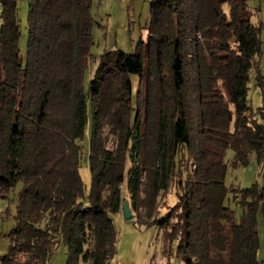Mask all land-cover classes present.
<instances>
[{"label":"trees","instance_id":"1","mask_svg":"<svg viewBox=\"0 0 264 264\" xmlns=\"http://www.w3.org/2000/svg\"><path fill=\"white\" fill-rule=\"evenodd\" d=\"M92 2L28 0L22 53L17 0H0V196L22 182L0 264H46L61 242L65 264H110L124 201L163 230L165 264H260L264 170L239 188L237 216L225 152L233 166L264 159V104L253 110L248 97L253 72L264 87L262 21L248 0H149L146 39L104 50L85 85ZM172 185L176 201L158 216Z\"/></svg>","mask_w":264,"mask_h":264},{"label":"rangeland","instance_id":"2","mask_svg":"<svg viewBox=\"0 0 264 264\" xmlns=\"http://www.w3.org/2000/svg\"><path fill=\"white\" fill-rule=\"evenodd\" d=\"M248 5L252 10L253 20L262 21L264 25V0H248ZM17 11L21 25L19 47L21 52L24 53L27 43L28 0H17ZM149 15V0H93V44L90 49L91 59L85 72V85H87L97 64L98 56L104 50L121 48L125 51H132L139 39H146ZM262 38L264 40V30ZM131 78L135 89L138 77L136 74H132ZM248 84L249 104L255 110L261 105L260 99H262L264 91L255 85L254 74L251 75ZM89 122L85 128V137L83 140L78 141L82 148L79 172L86 190H89L91 182V173L87 159L90 134ZM112 139L113 136L108 134L109 143ZM233 156V149L228 148L225 152L227 163L225 184L228 187L226 203L239 216L242 213V207L239 202L238 190L239 188L248 187L253 183L260 184L262 182L264 159L258 160L256 153L252 152L249 155L247 164L233 166ZM21 188L22 182L18 181L7 197L0 196V255L4 254L10 246L8 232L14 224L18 192ZM123 190L127 196L126 182L123 183ZM176 198L174 185L162 192L159 200L158 216H161L168 209L169 205H173ZM113 218L117 231V249L119 254H122V261L125 264H165L167 257L163 252L162 229L156 225L148 227L140 225L133 215L129 219L126 218L122 209L113 214ZM224 225L227 227L229 225L228 221H224ZM86 246H90V242ZM171 247L174 248V242ZM66 251V245L62 242L59 243L46 261V264H65ZM257 256L261 261L260 264H264V233L261 221H259V247ZM171 261L174 264H180L177 257H172ZM80 264H88V262H81Z\"/></svg>","mask_w":264,"mask_h":264},{"label":"crops","instance_id":"3","mask_svg":"<svg viewBox=\"0 0 264 264\" xmlns=\"http://www.w3.org/2000/svg\"><path fill=\"white\" fill-rule=\"evenodd\" d=\"M251 19L253 22L257 23L258 21L257 20H253V17L251 16ZM263 49H264V40H263ZM259 70L261 72V75L263 76V81H264V53L262 54V56L260 57V62H259ZM253 74L255 75V72H253ZM255 85L258 86L256 84V81H255ZM259 87V86H258ZM261 88V87H260ZM263 91H264V87L261 88ZM260 104L263 105L264 104V94L262 96V99H260ZM262 102V103H261ZM259 105V106H261ZM66 257V256H65ZM122 254H119L118 252V249H117V253L116 255L114 256V258L112 259L111 263L110 264H118V263H124V261H122ZM125 264V263H124Z\"/></svg>","mask_w":264,"mask_h":264},{"label":"water","instance_id":"4","mask_svg":"<svg viewBox=\"0 0 264 264\" xmlns=\"http://www.w3.org/2000/svg\"><path fill=\"white\" fill-rule=\"evenodd\" d=\"M123 212L126 218H130L132 216L131 209L127 201L123 202Z\"/></svg>","mask_w":264,"mask_h":264},{"label":"built area","instance_id":"5","mask_svg":"<svg viewBox=\"0 0 264 264\" xmlns=\"http://www.w3.org/2000/svg\"><path fill=\"white\" fill-rule=\"evenodd\" d=\"M118 264H124V263H118Z\"/></svg>","mask_w":264,"mask_h":264}]
</instances>
